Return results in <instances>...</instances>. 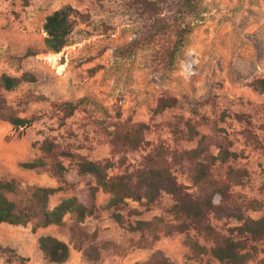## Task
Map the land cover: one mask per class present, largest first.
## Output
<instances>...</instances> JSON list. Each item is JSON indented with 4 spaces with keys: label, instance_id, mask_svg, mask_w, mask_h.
Listing matches in <instances>:
<instances>
[{
    "label": "rangeland",
    "instance_id": "rangeland-1",
    "mask_svg": "<svg viewBox=\"0 0 264 264\" xmlns=\"http://www.w3.org/2000/svg\"><path fill=\"white\" fill-rule=\"evenodd\" d=\"M157 1L162 6L166 0ZM198 2L202 13L199 17L193 13L186 16L193 30L175 69L167 72L163 55L175 39L174 29L159 34L131 57L121 59L115 55L118 47L147 33L150 15L141 9L139 0H0V76L3 73L20 76L27 71L37 77L35 82H23L13 90L0 89V100H3L0 104L5 113V118H0V179L16 178L22 184L63 185L64 190L50 198L51 208L71 195L87 201L90 184L95 182L90 176L78 174L75 160L64 159L68 171L63 178L45 170L26 169L20 163L40 156L39 145L48 137L55 139L62 149L92 159L113 161L111 173L135 170L150 164L147 157L159 145L170 151L195 147L198 137L189 139L186 126L180 120L192 119L201 134L225 130L232 149L240 153L228 164L249 169L245 182L232 187L235 201L242 198L264 201L261 187L264 94L255 93L251 81L264 72L263 65L258 63V60L264 61V34L257 31L264 20L255 18L264 17V0ZM68 4L79 14L69 44L57 53L59 65L56 67L46 58L52 51L45 45L47 34L43 23L48 14ZM252 15L253 21L247 18L241 22L245 16ZM236 26L239 32L235 31ZM28 48L37 54L25 55ZM162 95L176 97L178 102L156 114L154 109ZM81 99H85L81 107L60 123L62 112L53 104ZM224 112L226 116L222 117ZM237 113L245 114L251 124L236 119ZM33 115L41 118L26 128H15L8 120L9 116ZM140 121L149 123L150 128L137 148L130 149L116 141L115 123L132 125ZM213 152L217 149L213 148ZM190 165L191 162L183 160L174 171L178 180L200 197L204 190L192 185L188 178ZM226 169L227 165L217 164L214 177H224ZM109 197V193L99 190L98 209L83 222L88 236L82 247L98 245L97 258L92 257L90 261L84 258L68 226L52 224L34 229L33 224L2 223L0 243L13 250L0 252V264H57L50 262L41 251L38 239L42 234L54 235L70 244V257L62 264H132L147 261L157 250H162L175 264H202L201 260L189 256L192 252L187 238L198 236L193 229L162 234L149 244L140 232L128 229L129 223L137 219L149 220L156 216L179 223L180 219L170 210L173 201L169 194H162L149 205L129 200L123 223L115 221L105 208ZM131 208L138 209L139 214H130ZM263 213L261 209L247 215L259 217ZM66 219L69 221L70 215ZM211 222L223 236L229 235L228 229L240 223L214 214ZM94 232L96 238L91 237ZM199 238L202 243L212 245L204 237L199 235ZM258 246L260 250L246 264H259L264 259V240ZM11 255H20L26 260L20 262L15 257L10 262ZM207 259L212 264H220L210 255L204 257Z\"/></svg>",
    "mask_w": 264,
    "mask_h": 264
},
{
    "label": "trees",
    "instance_id": "trees-1",
    "mask_svg": "<svg viewBox=\"0 0 264 264\" xmlns=\"http://www.w3.org/2000/svg\"><path fill=\"white\" fill-rule=\"evenodd\" d=\"M199 1V0H198ZM197 0H166L161 6L157 0H139L141 9L150 15L147 33L142 37H135L128 43L118 47L114 52L119 58L133 56L139 49L151 43L159 34L174 29L175 39L164 52V65L167 72L176 67L177 58L186 45L188 35L192 32L191 22L187 15L193 13L199 17L202 13L201 3ZM78 11L71 5H65L48 14L43 23L47 36L45 45L49 51L59 53L69 44V37L77 23ZM202 16V15H201ZM37 53L28 48L25 55ZM37 77L31 72H23L20 76H11L3 73L0 76V89L13 90L23 82H35ZM252 86L259 92H264V78H256ZM3 101V100H0ZM85 102L66 100L54 103L53 107L62 112L60 123H64ZM173 96H160L154 109L156 114L163 113L177 104ZM0 118H5L4 107ZM225 112L222 117H225ZM236 119L251 121L243 113L235 114ZM41 117L9 116L8 120L15 128L28 127ZM186 126L189 139L198 137L195 147L183 150L170 151L164 145H159L156 152L148 155L151 160L146 165L135 170H126L122 173H111L115 163L109 159L92 160L87 156L62 149L53 138L46 137L41 141L39 150L41 155L33 159L22 161L20 165L30 170H45L52 176L63 178L68 171L64 159L76 161L77 172L82 176H90L95 184H90V197L87 201L81 200L77 195L63 198L53 208L50 207V198L64 190L63 185L44 186L38 184H22L16 178L0 179V224L27 226L33 224L34 229L52 224L68 226L76 238L75 244L82 249L83 256L90 261L99 256V247L90 244L82 247L84 239L88 236L83 222L94 215L98 209L96 196L99 190L110 194L105 208L111 212L112 218L124 222V211L128 208L129 200L145 204L156 202L164 193L171 196L173 204L170 210L180 219L179 223H170L162 216L153 219H137L129 223L128 229L140 232L146 243L157 241L162 234L174 231L188 232L195 230L198 234L188 236L187 243L191 249L190 258L199 259L202 264H212L211 259L204 260L210 255L220 264H246L252 260L260 250L258 243L264 240V213L259 217L248 216V212L264 209V201L258 198H242L235 201L232 187L241 185L249 177L247 168H236L230 164L231 159H237L240 153L232 149V141L223 129L215 133H204L198 130V125L192 119H180ZM113 133L116 141L130 149L137 148L143 141L149 123L140 121L132 125L114 124ZM254 138H252V141ZM257 140V139H256ZM213 148L217 152H213ZM165 150V151H164ZM183 160L191 162L188 178L192 185L201 187L202 196H195L190 187L178 180L175 167L181 165ZM227 165L225 175L215 178L214 167ZM264 189V181L261 184ZM130 214H139L136 208L129 209ZM219 218H232L240 222L229 228V235L223 236L211 222V215ZM70 215V220L66 216ZM199 235L211 241L212 245L202 243ZM96 238V232L92 233ZM39 247L44 256L53 263H65L71 253L70 244L54 235L42 234ZM145 246V244H144ZM10 247L0 243V252H12ZM17 257L20 262L26 258L20 255H11L8 260L13 262ZM132 264H175L162 251L157 250L150 259ZM259 264H264V259Z\"/></svg>",
    "mask_w": 264,
    "mask_h": 264
},
{
    "label": "crops",
    "instance_id": "crops-1",
    "mask_svg": "<svg viewBox=\"0 0 264 264\" xmlns=\"http://www.w3.org/2000/svg\"><path fill=\"white\" fill-rule=\"evenodd\" d=\"M247 18L248 19H250V20H252L253 18H254V15H252V16H250V17H246L245 16V18H242L243 20L241 21V22H244L245 20H247ZM255 18H257V19H259V20H264V17L263 16H256ZM253 21V20H252ZM248 23V22H247ZM239 27L238 26H236L235 27V31L236 32H239ZM258 32H262V34H264V25L262 24V25H260V27L258 28V30H257ZM228 41H230V40H228ZM236 44H240L239 43V41H236ZM245 48V47H244ZM259 57H257V59H258ZM258 63H260V64H262L263 65V70H264V61H263V63L261 62V61H259L258 60ZM256 78H264V72L263 73H261V74H259V75H256V77H254L251 81H253L254 79H256ZM253 87V86H252ZM254 88V87H253ZM253 91L255 92V93H257L258 95H261V94H264V92H259V91H257L255 88L253 89ZM85 156H87V155H85ZM88 158H90L89 156H87ZM90 159H92V158H90ZM92 160H97V159H92Z\"/></svg>",
    "mask_w": 264,
    "mask_h": 264
},
{
    "label": "bare ground",
    "instance_id": "bare-ground-1",
    "mask_svg": "<svg viewBox=\"0 0 264 264\" xmlns=\"http://www.w3.org/2000/svg\"><path fill=\"white\" fill-rule=\"evenodd\" d=\"M46 58L52 65H54L56 67L59 65V54H57L55 52H51L48 54V56ZM59 68L61 69L62 66H60Z\"/></svg>",
    "mask_w": 264,
    "mask_h": 264
},
{
    "label": "water",
    "instance_id": "water-1",
    "mask_svg": "<svg viewBox=\"0 0 264 264\" xmlns=\"http://www.w3.org/2000/svg\"><path fill=\"white\" fill-rule=\"evenodd\" d=\"M53 52V51H52Z\"/></svg>",
    "mask_w": 264,
    "mask_h": 264
}]
</instances>
